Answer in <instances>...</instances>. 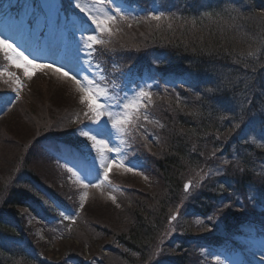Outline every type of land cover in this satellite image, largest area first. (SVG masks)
<instances>
[{
    "label": "trees",
    "instance_id": "1",
    "mask_svg": "<svg viewBox=\"0 0 264 264\" xmlns=\"http://www.w3.org/2000/svg\"><path fill=\"white\" fill-rule=\"evenodd\" d=\"M60 5L68 6L65 0H60ZM154 7L158 12L174 16L173 21L181 24L177 30L172 27L157 37L166 51L157 57V73L154 74L157 82L161 81L179 94L172 99L167 111V130H160L159 135L154 132V135L142 136L147 152L149 144L159 148L160 155L157 154L154 162L134 153H129L128 157L134 163L143 164L145 173L154 171L152 166H155L156 174L150 178H158L162 184L157 212L154 211L153 216L143 213L147 209L146 199L135 202L132 220L124 231L114 233V243L119 248L120 264H192L194 258H199L201 245L197 241H224L245 221L264 226V18H261L264 0H126L125 10L133 16L142 12L143 19L146 8ZM204 13H213V19H208ZM193 19L195 28L191 24ZM174 33H177L175 37ZM157 45L153 46L155 50L160 48ZM249 51L255 54L249 56ZM111 56L98 49L92 59L106 67L104 61ZM120 56L122 60L118 64L122 65L118 74H139L135 69L130 71L138 58ZM137 68L142 72L144 64L140 63ZM10 89L0 90V96L9 94ZM151 117L155 115L150 114ZM144 124L147 129H153V123L144 121ZM236 124L240 127L234 128ZM70 131L62 132V137L50 142L75 145L64 137ZM135 146L132 145L133 150ZM209 148L216 151L217 157L231 161L233 166L222 167L218 161L211 167L218 175L208 181L193 200H186L184 209L196 213V218L202 217L208 226L206 231L197 233L187 221L180 223L182 233L174 231L166 240L168 245H163V255L149 259L161 229L157 218L163 219L168 214L167 203L175 204L180 197L185 167L201 166L202 154H207L205 150ZM16 165V173L23 174L26 181L8 179L0 189L4 192L0 196V264H48L42 256V245L46 241H40L37 230L27 225L24 217L34 215L42 221L45 217L59 219L57 204L38 188L39 180L31 170ZM16 173L12 171L10 177ZM154 181L150 183L157 182ZM22 184L27 188L21 187ZM125 187H121V192L127 191ZM215 203L222 204L223 208L219 210L223 217L218 219V224L205 217ZM19 208H25L27 213L23 214ZM223 210L227 213L223 214ZM81 214L82 209L76 221L83 218ZM63 222L60 219V226ZM70 234L68 229L65 235ZM175 237L178 241L172 242ZM47 240L52 242L50 238ZM62 250L56 264L67 261L93 264L76 251Z\"/></svg>",
    "mask_w": 264,
    "mask_h": 264
},
{
    "label": "rangeland",
    "instance_id": "2",
    "mask_svg": "<svg viewBox=\"0 0 264 264\" xmlns=\"http://www.w3.org/2000/svg\"><path fill=\"white\" fill-rule=\"evenodd\" d=\"M65 1L67 4L70 3L69 8H75V0ZM120 2L121 0H117V3ZM146 9V14L150 11L158 12L156 7ZM5 14L8 16L7 20H5L10 23L13 31L11 30V34L6 35L5 31L0 27V36L10 40L18 48L23 43L19 37L26 39L28 43H33L34 40H39L43 26L45 24L48 25L49 40L52 47L55 48L50 58L35 59L32 57V53H25L24 49H20L29 59L34 60L36 63L52 64L54 67L63 65L67 68L74 62L76 57L82 60L86 59L85 51L81 50L78 52L77 49L80 47L82 36L86 38L88 34H91V29L81 33L77 30L79 20L72 19L68 22L63 19L60 15L58 0H13L12 2L10 0H0V19L4 18ZM141 14L142 12H139L138 16L131 15L140 20V23H137L136 19L120 22L118 26L122 31L111 37L110 43L104 46H95L96 51L98 49L103 50L113 56L104 61L106 67L98 63L100 69L103 70L102 73L100 69H96L94 66L88 72L90 76L93 73L103 74L107 79L102 83L106 84L111 95L117 99L125 96L131 98L141 87L154 94L152 98L153 104L148 109L149 117L150 114L155 115L154 118H150L153 121V129H147L144 121L141 120L140 123L143 124V127L134 130L130 137H124L131 145V147L124 149L127 153L126 162L133 161V165L134 160L128 158L129 153L139 154L141 158H148L151 162H154L158 153L160 155V149L149 144L150 151L147 152V144L142 136L154 135V132L159 135L161 133L159 132L160 130H167L168 123L165 120L168 116L167 111L170 110L172 99L175 100L179 94L174 89H169L161 82H157L154 75L157 73V57L163 56L166 51L162 46L163 44L157 42V37L163 36L165 31L169 29L167 27L169 21H162L160 27L157 28L155 21H144L140 17ZM74 16L81 20L86 19L78 9H76ZM21 20L30 21L31 23H26L22 27L20 24ZM127 23H131L132 27H127ZM171 23L175 30L181 27V24L176 21L172 20ZM65 27H70L72 30L68 35L65 54L58 61L56 53L62 37L61 32ZM176 35L177 33H174L173 36L175 37ZM105 39H109V37L105 36ZM19 40L21 43L17 42ZM156 43L160 47L157 50L153 47ZM133 45L134 48L130 47ZM120 55L138 58L133 66H130V71L135 69L136 73L139 74L129 73L130 76L127 73L118 74L122 65L121 63L118 64V61L122 60ZM140 59L142 62H140ZM96 63L93 59V65ZM140 63L144 64L142 72L141 69L137 68ZM0 71L5 73V75L0 76V90H9L11 88L10 94H13L10 100L11 103L5 104L2 102V105H0V113L2 112L0 115V189L3 182L8 179L26 181L23 178V174L20 176V174L16 173L17 169L14 166L18 163L16 165L17 168L22 166L31 170L37 176L40 183L38 188L44 191L43 194L46 193L48 200L50 195L59 205L56 206L57 214L60 211L65 212L67 209H72L75 213H79L81 210L79 207L80 195L87 191L88 198L84 202L81 214L83 218L71 225L70 235H65L69 229V221H64L60 226V222L45 220L42 222L43 226H41L39 221H32V216H25V222L27 225L31 224L37 230L36 233L40 241H46L42 245V256L48 264H56V259L59 257L58 253L63 252L62 249L64 248L69 249L70 252L76 251L77 255L82 256L86 260L90 259L93 264H120L121 260L117 254V249L119 248L114 243V233L124 231L128 226L130 220H132L131 212L133 211L134 203L146 199L147 201L144 202L147 209L143 210V213L153 216L154 211L157 212L155 209L162 184L158 178H150L151 175L156 174L155 166H152L154 171L150 172L148 170L147 173L143 170V164L139 165L140 167H135L134 172H126L123 168L114 167L109 179L111 182H117L120 186V191L111 192L110 189H116V186L112 184L111 187L105 184L99 189L92 187L84 189L77 181V178L67 171L70 166L64 163L63 158H61L62 161H59L61 164L58 163L45 147L51 140L62 137V132L71 130L64 137H66L67 141L75 143L79 149L74 152L67 150L59 152L64 158L72 159L71 154H78L81 146L85 143V138L79 136L77 129L85 125L94 127L83 116V112L87 109L79 102L82 93L77 90L75 82L55 72L53 68L37 70L32 78L28 79L24 76L22 69L12 66L5 60L3 53H0ZM8 72L13 73L14 76H8ZM14 77H19L24 85L19 91V99H15L17 93L12 90L16 87ZM0 98H3V96H0ZM5 101H8V99H5ZM112 102L114 103V101ZM81 121L84 122L81 123ZM157 121L163 127H159L156 123ZM110 139V146L124 147L120 145V141L115 135ZM87 143L91 144L90 141ZM135 144L137 146L133 150L132 145ZM194 151H197V149ZM205 151H208V153L202 154L203 165L189 169L185 167L183 185L180 197H178L179 199L177 198L178 201L176 200L175 204L172 202L167 203L168 214L163 219L157 218L161 222V229L151 247L149 259H155L163 255L161 253L164 250L163 245L165 243L168 245L166 240L170 238L174 231L182 233L184 229L180 228V223L184 224L187 221L188 226L196 229L197 233L203 232V230L204 232L206 231L208 226L202 221L203 219L193 217L191 210L186 211L188 208L184 209L186 200L190 198L193 200L197 193L206 188L207 182L218 175L211 168L217 165L218 161L222 163V167L226 168L233 166V164L231 161L225 164L224 161L226 159L222 158V156H220L221 158L216 155L213 156L214 150L211 148ZM95 155V150H91L87 157L88 161L91 162ZM96 166L99 172L98 161H96ZM12 171L16 175L10 177ZM100 178L102 179V176ZM89 180L98 182L96 175L89 176L85 182ZM150 180L157 182L153 184L150 183ZM189 181H192L193 185L199 181L200 186L191 188L190 194H186L184 192V184ZM122 186H126L125 189H127L124 193L121 192ZM21 187L27 188L24 184ZM3 193L0 190V196H3L1 195ZM147 193H151V196H146ZM110 194L116 197L115 203L109 199ZM220 205L222 204L218 205L215 203L214 207H211L212 212L207 217H212V219H207L208 221H215L218 224V219H222L223 215L219 214L220 207L222 208ZM42 208H45V206H42ZM228 208L226 207L225 209L228 210ZM19 209L23 214L27 213L24 208ZM177 210H179L177 220L171 221L170 217L176 214ZM226 210H223L222 213H227ZM67 214L70 215V213ZM60 218L62 220L61 216ZM197 221H200V223H197ZM47 238H50L52 242L48 241ZM229 240H234L237 247L226 252V247L217 248L213 246V248L208 249L211 246L205 245L206 248L198 252L199 258H194L192 264H216L217 257H219L222 264H242L241 261L245 256L248 262L244 264H264V260H262V257H264V238L262 235L250 231ZM171 241L176 242L178 238L175 237ZM196 243L203 246L207 241H197ZM110 244L113 247L109 246ZM207 253H212L215 259L211 262H206ZM66 264L71 263L67 261Z\"/></svg>",
    "mask_w": 264,
    "mask_h": 264
},
{
    "label": "snow or ice",
    "instance_id": "3",
    "mask_svg": "<svg viewBox=\"0 0 264 264\" xmlns=\"http://www.w3.org/2000/svg\"><path fill=\"white\" fill-rule=\"evenodd\" d=\"M126 0H121L117 3V0H75V8L86 18L78 22L77 30L81 33L89 31L86 38L82 36L80 47L77 51L84 50L86 59L74 58V62L70 66L54 67L52 64H38L34 60L29 59L18 47H16L10 40L0 36V53H3L5 60H7L12 66L22 69L23 74L28 79H31L37 70H43L44 68H53L55 72L60 73L63 77L72 80L77 85V90L82 93L79 98L80 104L86 107V111L83 112V116L87 118L90 125H85L77 129L79 136L85 138V143L81 146L78 154H71L72 159L75 161L74 167L67 168L73 176L77 178V181L84 189L102 188L105 184L111 187V181L109 179L112 169L123 168L126 172H134L135 166L131 165V162L127 161V153L124 150L126 147H131L124 137H130L134 130L143 127L140 123L141 120L148 123H153L148 114L149 107L153 104V93L146 91L141 87L136 91L131 98L125 96L117 99L111 95L105 82L106 77L103 74L93 73L91 76L88 72L94 66L96 69H100V65L96 63L93 65V59L96 52L97 45H107L110 43V38L121 32L122 29L118 26L120 22H127L132 19H136L131 16L129 12L125 10ZM208 19H213V13H204ZM174 16H167L164 12L150 11L144 16V21H155L156 27H160V23L164 20H168L167 27L171 29L173 27L171 21ZM261 18H264V13H261ZM90 22V23H89ZM137 23L140 20L136 19ZM25 22L20 21L21 26H25ZM193 28L196 27V20L191 21ZM94 26V27H93ZM127 27L131 28L132 24L127 23ZM105 36L109 39H105ZM254 51H249L248 55H254ZM102 69L100 72L102 73ZM5 75L3 71H0V76ZM8 76H14L13 73L8 72ZM16 87L12 89L17 93L15 99H19V91L24 87L19 77H14ZM149 87H151L149 85ZM114 101V103L112 102ZM0 102L5 104L11 103L10 100L5 101L0 98ZM250 103V101H249ZM75 122V121H74ZM83 123V121H81ZM159 127H163L162 124L156 122ZM240 125H234V128H239ZM115 135L119 139L120 145L124 146H110L111 137ZM91 142L89 145L87 142ZM87 150V151H85ZM91 150H95L96 155L92 161H88V155ZM114 154V155H113ZM216 155L215 151L212 153ZM96 161H98L99 172L97 171ZM228 163L227 160L224 161ZM79 166V167H77ZM76 168V170H74ZM97 176L98 182L85 180L89 176ZM102 176V179L100 178ZM147 179V177H145ZM200 182L197 181L193 185L192 181L184 184V192L190 194V189L193 187H199ZM119 190L118 188L116 189ZM88 198V192L84 191L80 195V205L82 209L84 202ZM114 203L116 197L109 195ZM119 206V205H117ZM59 215L62 217V221H69V231H71V225L76 223V216L78 213L68 215L64 211H60ZM179 216V210L176 214L170 217L171 221H176ZM212 219V217H209ZM200 223V221H197ZM217 264H222L219 257ZM264 260V257H262Z\"/></svg>",
    "mask_w": 264,
    "mask_h": 264
}]
</instances>
